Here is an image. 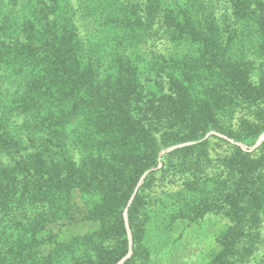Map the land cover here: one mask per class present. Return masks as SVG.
Listing matches in <instances>:
<instances>
[{
  "label": "trees",
  "instance_id": "1",
  "mask_svg": "<svg viewBox=\"0 0 264 264\" xmlns=\"http://www.w3.org/2000/svg\"><path fill=\"white\" fill-rule=\"evenodd\" d=\"M263 131L264 0H0V264H159L210 213L246 264Z\"/></svg>",
  "mask_w": 264,
  "mask_h": 264
},
{
  "label": "rangeland",
  "instance_id": "2",
  "mask_svg": "<svg viewBox=\"0 0 264 264\" xmlns=\"http://www.w3.org/2000/svg\"><path fill=\"white\" fill-rule=\"evenodd\" d=\"M219 5L221 10L222 3ZM263 139L264 131L260 134L257 143ZM212 142L215 148L213 151H220L222 148L220 146L221 142L214 138ZM173 188L174 186L168 190ZM229 224L220 215L210 213L201 221L197 220L185 228L181 229L179 226L174 230L175 233L172 234V239L166 243L159 256H157L159 264H202L210 261L212 257L220 252L222 244L229 241V236L224 237L222 235ZM260 226V235L264 238V214ZM263 253L264 247L260 246L254 253L256 257L246 264H257V261L264 262Z\"/></svg>",
  "mask_w": 264,
  "mask_h": 264
},
{
  "label": "water",
  "instance_id": "3",
  "mask_svg": "<svg viewBox=\"0 0 264 264\" xmlns=\"http://www.w3.org/2000/svg\"><path fill=\"white\" fill-rule=\"evenodd\" d=\"M257 145V144H256ZM129 239H130V243H131V235H130V232H129Z\"/></svg>",
  "mask_w": 264,
  "mask_h": 264
}]
</instances>
